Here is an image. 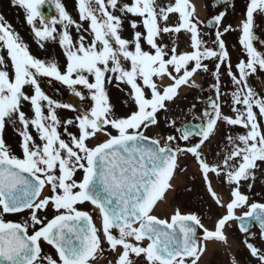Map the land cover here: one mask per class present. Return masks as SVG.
Returning <instances> with one entry per match:
<instances>
[{"label":"snow or ice","instance_id":"snow-or-ice-1","mask_svg":"<svg viewBox=\"0 0 264 264\" xmlns=\"http://www.w3.org/2000/svg\"><path fill=\"white\" fill-rule=\"evenodd\" d=\"M10 4L23 10L38 48L58 44L65 63L33 55L0 14V264H93L106 250L110 264H204L214 246L230 264H245L234 243L247 264H264V203L249 195L257 170L264 172V93L251 84L264 75V41L254 32L264 0H247L236 29L223 25L220 12L208 21L214 32L204 31L190 0H76L78 19L62 0ZM46 5L55 14L46 15ZM233 31L240 33L235 63L224 39ZM181 33L185 50L171 39ZM203 75L212 81L206 99L197 83ZM45 78L87 109L52 99ZM111 88L126 96V115L117 114ZM185 89L201 90L204 106L197 123L178 125L170 116ZM63 109L77 114L62 117ZM162 122L177 134L146 135ZM8 124L20 137V155L4 138ZM189 158L209 210H219L208 223L179 207L165 218L156 214L188 174ZM234 225L244 234L238 242L229 237Z\"/></svg>","mask_w":264,"mask_h":264},{"label":"rangeland","instance_id":"rangeland-1","mask_svg":"<svg viewBox=\"0 0 264 264\" xmlns=\"http://www.w3.org/2000/svg\"><path fill=\"white\" fill-rule=\"evenodd\" d=\"M160 2L163 4L165 0L164 1L160 0ZM62 3L65 5L66 10L73 16V18L78 19L77 10H76V5H77L76 0H62ZM0 14L4 15L7 22L10 23L13 26V28L21 34V36L24 37L25 41L30 45V49L32 53L37 54L41 59H46L51 57L57 60L61 66L64 65L65 58L58 44H54V43L47 44L45 50H41L38 48L36 43L33 41L29 27L25 23L23 10L12 7L10 4V0H0ZM73 35L74 36L76 35L74 31H73ZM42 87L47 95H49L52 99L58 102H62V98H65L67 95L71 94L70 90L65 85H62L61 83L55 80H51L49 82L48 78H45ZM186 90L188 91V89ZM209 94H210V90L206 91L205 96ZM110 96L112 103L115 105L117 114L121 116L126 115L129 111V106L123 103V101L126 99L124 93H121L119 90L115 88H111ZM87 107H88V102L82 101V108L87 109ZM173 112L176 113L183 112L184 119L182 121L188 120L186 115L187 112L186 104L184 103L175 104L173 107ZM60 114L62 117L72 118L77 113L68 109H63L60 110ZM176 118L178 117L175 116L174 119ZM161 120H163V117L161 118ZM177 122L179 125L180 122L178 120ZM12 128L13 127L10 124L5 131H8ZM172 130H173L172 128L166 126L162 122L159 128H149L146 131V134L156 138L166 137L168 135H173ZM19 140L20 137L17 134L16 137L12 140L13 143H10L12 150L17 155H20L21 153V150L19 148ZM215 147L216 145L213 144L212 148L214 149ZM183 163L184 166L187 167L189 170L188 174L187 175L181 174L179 176V178L176 181V191L169 196L168 198L169 203L167 201V203L162 208V211H160V214L161 216L165 215L166 217H168L172 213L173 208L179 207L181 211L184 213L194 212V211L199 212L200 214L206 216L205 222L208 223L207 218L217 215L219 210L216 209L215 206H213L212 209L209 210L208 196L204 190V186L200 182L199 178L193 179L192 173L195 171V166L193 165L191 158H189L187 161H184ZM257 185L261 187L263 185V182H259L257 183ZM186 189H191V191H187ZM223 191L225 193V198H227V189H223ZM261 191H264V185L261 187ZM83 209L92 210V206L90 204H86L83 206ZM168 210H170V212ZM93 216H95L94 217L95 222L97 223V226H99L100 224L98 223V218H97L99 217L98 214L97 213L96 215L93 214ZM229 237L230 240H233L234 242H238L244 238V236H242L241 233L235 230L234 228L230 230ZM103 247L107 249L106 244ZM44 251L45 253L51 255L53 254L51 250L47 248H44ZM233 252L239 259H241L242 261L245 262V264H247V261L250 259V257L248 256L247 252L243 249L242 245L237 246V244L234 243ZM109 253L110 252H108L107 250L104 251L103 253L98 252L97 257L105 260L104 254H109ZM106 259L109 258L107 257ZM204 259H205L204 261L205 264H230L229 256L225 254V250L220 246L212 247ZM105 261H106L105 263H107V260ZM252 264H255L254 260L252 261Z\"/></svg>","mask_w":264,"mask_h":264},{"label":"flooded vegetation","instance_id":"flooded-vegetation-1","mask_svg":"<svg viewBox=\"0 0 264 264\" xmlns=\"http://www.w3.org/2000/svg\"><path fill=\"white\" fill-rule=\"evenodd\" d=\"M255 35L257 36V40L258 41H264V23L259 24L255 29H254ZM257 46L259 47V43H257ZM239 47L236 46L235 50H234V54L235 56H237L238 52H239ZM251 84L254 87L255 90H257L258 92L264 93V75L260 76V77H255L251 80ZM206 99V98H205ZM200 107V106H199ZM198 109V107L196 106L195 108H193V112H195ZM257 178H264V172H262L261 170H257Z\"/></svg>","mask_w":264,"mask_h":264},{"label":"bare ground","instance_id":"bare-ground-1","mask_svg":"<svg viewBox=\"0 0 264 264\" xmlns=\"http://www.w3.org/2000/svg\"><path fill=\"white\" fill-rule=\"evenodd\" d=\"M196 2V4L198 5V12L199 14L202 16L204 14V11L202 10V0H194ZM163 208V205H159V208L157 210V212H159L161 209Z\"/></svg>","mask_w":264,"mask_h":264},{"label":"water","instance_id":"water-1","mask_svg":"<svg viewBox=\"0 0 264 264\" xmlns=\"http://www.w3.org/2000/svg\"><path fill=\"white\" fill-rule=\"evenodd\" d=\"M46 6H47V5H46ZM47 8H48V6H47ZM51 12H52V9H51ZM51 12L47 11V14H46V15H50Z\"/></svg>","mask_w":264,"mask_h":264}]
</instances>
